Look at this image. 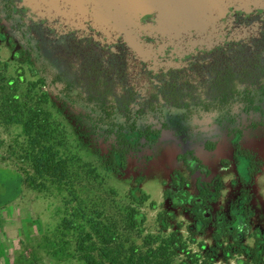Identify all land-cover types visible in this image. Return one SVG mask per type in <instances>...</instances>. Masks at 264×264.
Returning <instances> with one entry per match:
<instances>
[{
  "label": "flooded vegetation",
  "instance_id": "flooded-vegetation-1",
  "mask_svg": "<svg viewBox=\"0 0 264 264\" xmlns=\"http://www.w3.org/2000/svg\"><path fill=\"white\" fill-rule=\"evenodd\" d=\"M0 0V50L36 76L91 168L185 264H264V10L229 11L211 47L65 31ZM144 19L143 21H145Z\"/></svg>",
  "mask_w": 264,
  "mask_h": 264
},
{
  "label": "rangeland",
  "instance_id": "rangeland-1",
  "mask_svg": "<svg viewBox=\"0 0 264 264\" xmlns=\"http://www.w3.org/2000/svg\"><path fill=\"white\" fill-rule=\"evenodd\" d=\"M23 74L21 80L11 62L0 68V158L31 189L26 203L38 221L32 264H89L86 258L91 264H185L180 254L159 247L150 216L130 223L131 206L119 189L91 168L71 130L60 126L62 117L48 111L46 96L29 87L37 77ZM41 143L50 147L44 155L52 163L42 169L35 162Z\"/></svg>",
  "mask_w": 264,
  "mask_h": 264
},
{
  "label": "water",
  "instance_id": "water-1",
  "mask_svg": "<svg viewBox=\"0 0 264 264\" xmlns=\"http://www.w3.org/2000/svg\"><path fill=\"white\" fill-rule=\"evenodd\" d=\"M14 5L65 31L91 28L100 42L121 36L136 52L142 51V34L159 35L163 45L211 47L222 41L229 11L264 10V0H15Z\"/></svg>",
  "mask_w": 264,
  "mask_h": 264
},
{
  "label": "crops",
  "instance_id": "crops-1",
  "mask_svg": "<svg viewBox=\"0 0 264 264\" xmlns=\"http://www.w3.org/2000/svg\"><path fill=\"white\" fill-rule=\"evenodd\" d=\"M29 190L14 170L2 165L0 158V264H32L30 240L38 221L26 203ZM143 211L140 221L150 216L153 223L152 214L144 208Z\"/></svg>",
  "mask_w": 264,
  "mask_h": 264
},
{
  "label": "trees",
  "instance_id": "trees-1",
  "mask_svg": "<svg viewBox=\"0 0 264 264\" xmlns=\"http://www.w3.org/2000/svg\"><path fill=\"white\" fill-rule=\"evenodd\" d=\"M24 125H25V131H27V128L29 127V122L25 121L24 122ZM33 142H36V139H33ZM39 153L37 154V156L35 157V162H36V166L37 164L41 166L40 169L44 168L46 165H50L52 163H50V160L48 159L49 157H46L44 155V151L45 150H50V147L45 145L44 143L42 144H39ZM51 157H53V155L51 154L50 155ZM127 217H128V220L130 221L131 224H136V223H139L140 220H138V215L137 214H134L133 212L131 211H128L127 212ZM86 261L87 263L91 264V258H86Z\"/></svg>",
  "mask_w": 264,
  "mask_h": 264
}]
</instances>
